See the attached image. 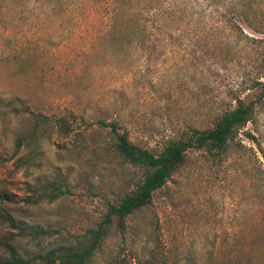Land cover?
<instances>
[{
    "label": "rangeland",
    "instance_id": "374dc122",
    "mask_svg": "<svg viewBox=\"0 0 264 264\" xmlns=\"http://www.w3.org/2000/svg\"><path fill=\"white\" fill-rule=\"evenodd\" d=\"M152 1L182 3L180 25L165 19L147 27L152 41L109 47L102 6L76 14L67 0H0V188L25 221L23 230L0 223V240L22 257L40 262L77 246L141 180L100 122L118 119L132 142L157 153L189 124L211 128L241 98L252 114L229 152L217 161L187 151L124 230L113 218L88 264H264V182L254 174L264 153L247 136L264 152V0ZM41 115L74 129H35ZM31 132L17 152L16 137ZM21 155L35 165L17 167ZM53 185L63 193L49 201Z\"/></svg>",
    "mask_w": 264,
    "mask_h": 264
},
{
    "label": "trees",
    "instance_id": "16d2710c",
    "mask_svg": "<svg viewBox=\"0 0 264 264\" xmlns=\"http://www.w3.org/2000/svg\"><path fill=\"white\" fill-rule=\"evenodd\" d=\"M72 4V10L76 14L81 11L90 13L102 6V24L109 26L106 32V42L110 47H128L133 43L150 42L149 34L146 32L148 26H166L165 19H171L174 25H180L178 19L183 12L182 3L166 5L157 8V3L152 0H67ZM158 1V0H157ZM151 9V10H150ZM158 22V23H157ZM150 24V25H149ZM155 24V25H153ZM264 32V31H263ZM166 39V38H165ZM152 47V45L150 44ZM148 47V46H146ZM15 110L14 102L9 104ZM252 106L246 104L241 98L232 109H223L213 116L214 124L211 128H199L189 124L175 136H169L165 140L162 149L154 153L149 148L132 142L127 129L120 130L118 119L111 120L102 125L109 126L113 134L112 143L115 153L131 166L141 168L143 176L135 187L126 190L115 204H109L107 212L96 228L88 231L86 240L79 241L78 245H62L55 250H50L35 262L30 258H24L17 252L16 246L9 239L0 240V246L5 248L0 253V264H88L91 256L101 246L108 234L114 217L118 219L121 230L125 229L123 221L129 215L148 206L151 203L153 193L162 187L170 178L172 173L185 161L186 152L189 150H205L206 153L217 161L222 159L231 148V143L238 130L250 119ZM49 125L60 134L67 136L74 127L63 118H49L41 115L35 120V129L41 125ZM34 132L27 136L18 135L15 148L18 152L22 147L31 145L29 139H33ZM248 138L255 141L260 152L264 153L260 142L251 134ZM28 137V138H27ZM32 141V140H31ZM241 145V144H239ZM241 147V146H240ZM241 149V148H239ZM263 155V154H262ZM33 157L21 155L15 160L17 167H29L35 165ZM260 164L254 171L255 179L264 182V166ZM47 198L49 201L56 199L63 191L60 187L53 185ZM28 202H37L33 197ZM13 195L6 187L0 188V223L10 228H25V221L16 216L18 208ZM39 235L44 232L42 228H34Z\"/></svg>",
    "mask_w": 264,
    "mask_h": 264
}]
</instances>
